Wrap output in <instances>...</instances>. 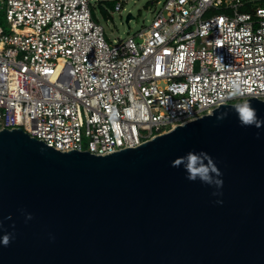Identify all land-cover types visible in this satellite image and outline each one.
Segmentation results:
<instances>
[{"label": "water", "instance_id": "1", "mask_svg": "<svg viewBox=\"0 0 264 264\" xmlns=\"http://www.w3.org/2000/svg\"><path fill=\"white\" fill-rule=\"evenodd\" d=\"M245 103L106 155L0 129V264H264V100ZM202 154L222 187L188 178Z\"/></svg>", "mask_w": 264, "mask_h": 264}, {"label": "built area", "instance_id": "2", "mask_svg": "<svg viewBox=\"0 0 264 264\" xmlns=\"http://www.w3.org/2000/svg\"><path fill=\"white\" fill-rule=\"evenodd\" d=\"M250 3L165 0L111 44L92 0H0V129L106 155L221 104L264 100V6Z\"/></svg>", "mask_w": 264, "mask_h": 264}, {"label": "rangeland", "instance_id": "3", "mask_svg": "<svg viewBox=\"0 0 264 264\" xmlns=\"http://www.w3.org/2000/svg\"><path fill=\"white\" fill-rule=\"evenodd\" d=\"M92 0V12L96 20L103 26L106 39L114 44L119 40L126 39L129 35L136 33L145 26L150 25L156 13L162 7L165 0ZM226 2H234V0H225ZM264 0H254L245 9H250L261 4ZM118 2L122 3V7L117 9L115 6ZM134 18L129 23L126 17L129 13ZM0 28L4 32H10V23L7 20L5 7H0Z\"/></svg>", "mask_w": 264, "mask_h": 264}, {"label": "clouds", "instance_id": "4", "mask_svg": "<svg viewBox=\"0 0 264 264\" xmlns=\"http://www.w3.org/2000/svg\"><path fill=\"white\" fill-rule=\"evenodd\" d=\"M237 114L241 118V122L245 126H250L255 124L257 127L260 126V122L256 119V112L255 110L250 106V104L245 103L243 105L237 106ZM227 116V113L221 114L218 119H224ZM193 162H195L196 157L192 154H189ZM204 158L208 160V164L204 165L202 164L201 167L196 168L192 167L188 169L189 175L188 178L190 180H196L199 178L203 183L206 184H215L217 187L223 186V181L218 179L219 176L222 174L220 173L219 169L216 167L215 163L211 160L210 157H207V154H202ZM175 166V164H174ZM214 195H217L218 193H213ZM31 219V215L28 217ZM12 239L11 234H5L2 238V243L4 246H8L10 241Z\"/></svg>", "mask_w": 264, "mask_h": 264}, {"label": "trees", "instance_id": "5", "mask_svg": "<svg viewBox=\"0 0 264 264\" xmlns=\"http://www.w3.org/2000/svg\"><path fill=\"white\" fill-rule=\"evenodd\" d=\"M261 4H263V5H264V1H263Z\"/></svg>", "mask_w": 264, "mask_h": 264}]
</instances>
